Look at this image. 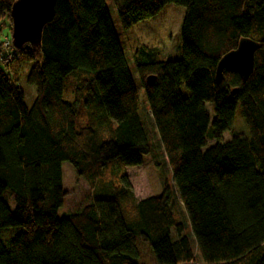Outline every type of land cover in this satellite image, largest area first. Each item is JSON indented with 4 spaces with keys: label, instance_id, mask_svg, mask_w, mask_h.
Wrapping results in <instances>:
<instances>
[{
    "label": "trees",
    "instance_id": "1",
    "mask_svg": "<svg viewBox=\"0 0 264 264\" xmlns=\"http://www.w3.org/2000/svg\"><path fill=\"white\" fill-rule=\"evenodd\" d=\"M14 1L0 0L10 32ZM112 2L124 29L166 4L184 7L179 59L158 60L145 46L133 53L172 184L162 178L158 196L133 195L126 167L152 154V134L105 1L56 0L39 46H1L0 264H149L140 245L152 264H198L187 226L202 264H264V0ZM241 37L260 44L252 72L242 80L223 71L217 81L219 59ZM65 81L72 101L62 98ZM236 105L249 138L223 141ZM63 162L110 196L59 218ZM10 227L21 230L8 239Z\"/></svg>",
    "mask_w": 264,
    "mask_h": 264
},
{
    "label": "rangeland",
    "instance_id": "2",
    "mask_svg": "<svg viewBox=\"0 0 264 264\" xmlns=\"http://www.w3.org/2000/svg\"><path fill=\"white\" fill-rule=\"evenodd\" d=\"M104 1L107 5L112 25L134 82L140 117L142 121L146 122V127L148 128L149 133L152 134V154L143 157V161L140 165L126 167L127 178L131 185L133 195L137 200L148 196H158L162 190V178L166 179L170 185L172 184L171 171L167 164L162 146L155 133L149 112L146 110L147 104L145 93L135 69L133 53L139 47L145 46L154 49L155 56L158 60L179 59L181 54L180 27L184 15V7L175 4H166L154 16L140 20L129 28L124 29L119 23L116 8L112 0ZM6 23L0 25V68L2 69L4 66L1 59L5 58L8 49L1 48V46H3V42L6 39H11V32L7 26L8 20H6ZM30 65V62H25L21 65L19 70V82L24 91L25 104L28 107L32 105L36 96L35 87L28 84L25 80ZM71 78H74L73 73L67 76L68 80ZM182 91L185 95L187 94L184 87H182ZM62 98L66 101H72L73 99V86L69 85L66 81L64 82ZM206 108L211 115V104L206 103ZM234 135L242 136L246 139L249 138L248 127L242 116L239 105H236L234 110L232 128L222 134V140H229L231 136ZM211 142L212 144L214 143V141H209V144H211ZM61 172L62 186L66 194L63 199V204L57 212L59 218L78 210L92 199L106 198L110 196L107 189H105L100 182L96 181L93 184H89L83 177L76 176L71 165L67 162L61 164ZM5 196L9 207L13 208V202L8 197L7 192L5 193ZM179 215L182 216L181 213H179ZM6 230L9 233V239L21 229L18 227H10L6 228ZM185 235L190 238L192 250L198 259L197 263L202 264L197 253L195 239L188 226L185 229ZM8 239L4 240L5 244ZM139 252L142 260L152 264L147 246L140 245Z\"/></svg>",
    "mask_w": 264,
    "mask_h": 264
},
{
    "label": "water",
    "instance_id": "3",
    "mask_svg": "<svg viewBox=\"0 0 264 264\" xmlns=\"http://www.w3.org/2000/svg\"><path fill=\"white\" fill-rule=\"evenodd\" d=\"M56 0H15L10 9L11 44L20 47L28 43L33 47L40 44L43 26L53 14ZM260 44L248 37H241L234 49L221 56L215 76L220 81L223 71L237 73L242 80L248 78L253 69L254 53ZM154 76L146 77L151 84Z\"/></svg>",
    "mask_w": 264,
    "mask_h": 264
},
{
    "label": "built area",
    "instance_id": "4",
    "mask_svg": "<svg viewBox=\"0 0 264 264\" xmlns=\"http://www.w3.org/2000/svg\"><path fill=\"white\" fill-rule=\"evenodd\" d=\"M11 44V40H9V39H6L4 42H3V46L4 47H6V46H8V45H10Z\"/></svg>",
    "mask_w": 264,
    "mask_h": 264
}]
</instances>
